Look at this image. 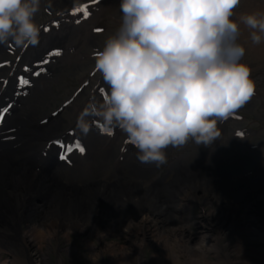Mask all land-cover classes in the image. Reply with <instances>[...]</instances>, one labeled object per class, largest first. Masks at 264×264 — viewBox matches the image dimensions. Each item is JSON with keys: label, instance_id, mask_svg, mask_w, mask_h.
I'll return each mask as SVG.
<instances>
[{"label": "clouds", "instance_id": "obj_1", "mask_svg": "<svg viewBox=\"0 0 264 264\" xmlns=\"http://www.w3.org/2000/svg\"><path fill=\"white\" fill-rule=\"evenodd\" d=\"M41 0H0V45L40 42L35 17ZM240 0H120L121 23L95 54L107 86L77 119L105 131L119 127L141 163H167L166 149L189 141L208 146L219 123L255 94L251 68L242 62L240 25L253 44L264 40V12L242 13Z\"/></svg>", "mask_w": 264, "mask_h": 264}, {"label": "bare ground", "instance_id": "obj_2", "mask_svg": "<svg viewBox=\"0 0 264 264\" xmlns=\"http://www.w3.org/2000/svg\"><path fill=\"white\" fill-rule=\"evenodd\" d=\"M199 161L204 164L205 156ZM212 166L214 170L199 168L202 174L191 170L177 179L170 185L174 194L166 199L163 190L152 188L143 175L133 174L109 185L95 182L77 188L64 186L56 179L57 173L45 177L8 169L0 163V209L12 211L2 224L15 232L0 235V264H25L19 256L20 247L39 250L38 254H29L34 264H49V247L54 239L59 236L70 239L72 234L85 237L92 264H107L103 260L105 253L111 264H135L136 259L137 264H264V247L245 244V241L264 242V172L258 186L239 188L236 197L242 201L236 203L230 200L218 175L226 171L221 168L222 163L216 161ZM111 192L120 199H113ZM191 199H201L213 210L202 215L197 234L191 232L190 213L174 210L188 207L187 201ZM255 199V206H247ZM31 200L38 201L30 205ZM21 204L27 206L21 217L26 223L24 230L16 228L17 216L13 213ZM243 207L253 209L262 220L239 215ZM257 223L263 227L257 228ZM2 227L0 233H6ZM110 234L128 237L120 244L107 241ZM233 236L236 241L231 240ZM94 237L99 239L98 245ZM225 238L229 250L220 244ZM44 245L47 250H43ZM146 246L154 249L152 262L144 259ZM77 250L70 246L68 252L77 255ZM210 253L219 260L207 259Z\"/></svg>", "mask_w": 264, "mask_h": 264}, {"label": "rangeland", "instance_id": "obj_3", "mask_svg": "<svg viewBox=\"0 0 264 264\" xmlns=\"http://www.w3.org/2000/svg\"><path fill=\"white\" fill-rule=\"evenodd\" d=\"M250 2V3H249ZM263 4V0H240L239 3V8L240 11L238 12V14H242V13H246V12H257L260 10H255V9H260V7ZM249 30H246L244 28V26H242V29L239 32V36L238 39H240L242 41V45L245 48V53L244 56L242 57V60L244 63L248 64L251 68V77L254 75H257L258 77L255 78L254 82H255V87L260 89V96H256L255 100H250L247 104H246V110H245V119L241 122V123H235L232 122L230 123V127H232L230 129V127L225 126L220 130V136L218 137V139L216 141H214L212 144H210V146L213 148L212 150H206L205 148H200V149H190L189 151L187 150L184 154L185 157V162L184 164L188 167V168H194L199 166L200 163L198 157L199 155H201L203 152L207 153V160L205 162H209L211 160H215V159H219L218 157H220V155H215L217 153V150L219 149L221 151V149H223L221 147V139L224 138L225 139V143H222L224 145H228L227 140L229 138L232 137L233 134V130H235L236 128H238L239 124L242 125H247L248 127L252 128V129H256V133L251 134L247 139L245 140H238L236 142H234V145H232L231 151L227 152L225 150H223L221 156L225 161H230L228 163V165L231 164V162H235L237 163L238 160V154L239 153H243V151L247 148V147H251L252 143H254L253 141L256 140H260L261 142H264V45L262 43L260 44H253L250 36H248ZM220 128V127H219ZM198 144L194 143V142H190V146L191 148H193L194 146H196ZM223 145V146H224ZM199 147H202L201 145H198ZM262 147L264 148V145H262ZM218 153L220 154L221 152L218 151ZM235 155L237 157H235ZM109 158V156H106V159ZM187 168H181V171L184 172ZM243 170V167L241 168ZM240 169V170H241ZM180 171V172H181ZM231 175H235V173L230 174L228 179L232 178ZM227 179V180H228ZM229 179V180H230ZM257 199L253 200V204H248L249 205H253L255 206V202ZM26 205V204H25ZM201 205V204H200ZM17 208V207H15ZM210 210V207H208ZM206 209V208H201V207H193L192 208V213L195 216V221L197 222V224H191V232H193V234H197L198 232L197 229V225H199V220L201 218L202 215V210ZM14 210V209H13ZM212 210V208H211ZM210 210V211H211ZM2 213H0V227H2L3 231H5L6 233H3V235L6 236H10V235H14V230L8 228V226L6 224H2L5 222V219L7 218L6 215L7 214H11V212L6 210L3 211L1 209ZM253 209L248 210L247 207L241 208L239 211V215H243V217H245L246 219L248 217H252V218H257V219H261L262 217H260L257 214L252 212ZM256 212H259L258 210H256ZM17 216V214L15 215ZM4 221V222H3ZM19 224H16V228H22L23 226H25L24 223L19 222ZM257 228L259 227H263L262 224L257 223ZM76 236V235H75ZM72 236L69 238H65L63 236H59L57 238L54 239L52 245L49 247L50 250V263L49 264H92V256H91V249L87 247V245L84 243L85 241V237L84 236ZM128 234L124 235V236H116V235H109L107 237V241H115V242H119L120 244H124L127 240ZM12 238V236H11ZM93 240L95 241L96 245L99 244V239L94 237ZM231 240L236 241L237 237L233 236L231 237ZM5 242L7 243V241L5 240ZM220 244L223 246L224 249L229 250V246H227L226 244V238L223 239ZM245 244L249 247H256V248H260V247H264V243L262 241H245ZM73 246V247H77V255H72L71 253L68 252L69 247ZM9 248V246H8ZM48 247L46 245L43 246V250H47ZM34 251V252H33ZM39 250L38 249H26L24 247H20L19 248V256H22V258L25 260V264H34L33 261L31 262V259L29 258V254H38ZM153 252L154 249L146 246L144 249V259H146L147 261L152 262L153 260ZM207 259L212 260L214 262H217L219 260V257L215 254L210 253L207 256ZM103 260L104 262H106L107 264H111V260L108 256L107 253L104 254L103 256ZM38 264H40L39 262H37ZM138 263V259H136L135 264Z\"/></svg>", "mask_w": 264, "mask_h": 264}, {"label": "snow or ice", "instance_id": "obj_4", "mask_svg": "<svg viewBox=\"0 0 264 264\" xmlns=\"http://www.w3.org/2000/svg\"><path fill=\"white\" fill-rule=\"evenodd\" d=\"M77 11H81V12H83V14H84L85 16H88V15H89V13H88V11H87V6H86V5H85L84 7H82V8H76V9H74V14H75V12H77ZM77 22H79V21H77ZM44 30H45V31H48L47 28H45ZM52 54H54V55H60V52L57 50V51H55V52L52 53ZM26 70H27V69H26ZM35 75H37V76L40 75V72H36ZM30 83H31V82H30L28 79L24 78V77H20V78H19V84H20L21 86H23V85H30ZM100 91L103 92V89H100ZM9 107H10V106H9ZM9 107H4L3 109H0V113H7V111L9 110ZM2 119H3V115L0 114V121H2ZM101 130L104 131V132H107L109 135L112 134L111 131H105L103 125L101 126ZM55 143L58 144V145H61V146L64 148V152H67V153H71V152L73 151L74 148H75V149H78L80 153H84V151H85L84 147L80 144L79 141H77L74 145H62V142L59 141V140L55 141ZM65 158H66V157H65L64 153H62V154H61V159H65Z\"/></svg>", "mask_w": 264, "mask_h": 264}]
</instances>
